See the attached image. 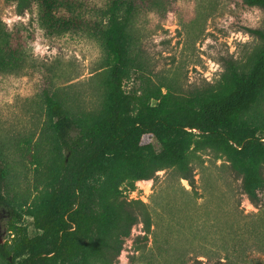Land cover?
<instances>
[{
	"label": "trees",
	"instance_id": "1",
	"mask_svg": "<svg viewBox=\"0 0 264 264\" xmlns=\"http://www.w3.org/2000/svg\"><path fill=\"white\" fill-rule=\"evenodd\" d=\"M8 1L19 14L33 7L45 39L82 34L98 42L104 56L96 74L102 96L95 107H76L55 90L45 92L44 130L51 145L45 159L35 162L43 180L31 201L9 188L10 169L0 150V215L9 233L0 243L2 264H115L133 226L142 223L147 234L156 222L144 202L123 195L122 185L129 181L134 187L167 169L195 188L197 143L222 152L241 193L261 205L264 114L257 110L264 102V27L250 30L260 43L244 64L227 61L207 88L183 94L142 73L139 87L126 91L124 83L142 70L134 52V22L141 15L165 17L172 11L170 0H106L94 14L85 0ZM243 2L264 10V0ZM24 44L0 20V73L20 67ZM221 179L231 184L228 176ZM205 206L196 213L204 220L189 214L185 225L180 218L168 224L191 235L184 245L196 252L188 261L186 251L177 252L184 246L165 238L142 250L134 263L264 264V208L252 220L238 215L214 220ZM25 216L38 231L33 236Z\"/></svg>",
	"mask_w": 264,
	"mask_h": 264
},
{
	"label": "rangeland",
	"instance_id": "2",
	"mask_svg": "<svg viewBox=\"0 0 264 264\" xmlns=\"http://www.w3.org/2000/svg\"><path fill=\"white\" fill-rule=\"evenodd\" d=\"M85 1L90 14L106 2ZM170 1L172 11L165 17L141 15L134 22V52L142 70L136 69L124 83L126 91L139 87L142 73L156 83L172 84L183 94L202 90L219 80L227 61L244 64L260 43L250 31L264 27V10L257 6L243 0ZM33 10L30 7L19 14L15 2L0 0L3 27L22 36L25 43L20 67L0 73V150L10 169L9 188L28 201L42 188L43 178L35 162L45 159L51 145L44 130L45 92L55 90L76 107H95L102 96L96 74L104 56L98 42L82 34L45 39ZM257 111L264 114V102ZM197 144L192 158L195 188L167 169L157 171L149 180L135 181L134 187L129 181L122 185L123 195L144 202L156 222L147 234L142 223L133 226L115 264H135L133 258L142 250L165 238L172 244L178 240L184 247L177 252L186 251L188 261L189 254L196 252L184 245L191 235L168 224L180 218L185 225L189 214L204 220L196 213L202 214L205 205L212 210L214 220H233L236 215L252 220L253 214L264 208V187L258 192L261 205L255 206L241 193L226 156L208 144ZM221 176H228L231 184L226 185ZM23 224L30 236L38 232L30 217L25 216ZM171 229L177 234L167 235ZM8 238L6 219L0 215V243ZM198 241L206 243L202 238ZM253 254L259 255L256 251Z\"/></svg>",
	"mask_w": 264,
	"mask_h": 264
},
{
	"label": "built area",
	"instance_id": "3",
	"mask_svg": "<svg viewBox=\"0 0 264 264\" xmlns=\"http://www.w3.org/2000/svg\"><path fill=\"white\" fill-rule=\"evenodd\" d=\"M264 140V139H263Z\"/></svg>",
	"mask_w": 264,
	"mask_h": 264
}]
</instances>
